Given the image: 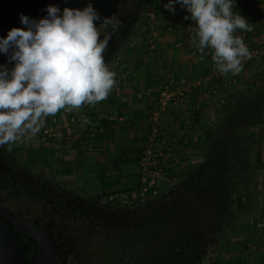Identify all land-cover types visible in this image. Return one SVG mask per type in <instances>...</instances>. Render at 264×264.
<instances>
[{
	"label": "flooded vegetation",
	"instance_id": "flooded-vegetation-1",
	"mask_svg": "<svg viewBox=\"0 0 264 264\" xmlns=\"http://www.w3.org/2000/svg\"><path fill=\"white\" fill-rule=\"evenodd\" d=\"M145 2L114 0L101 14L115 15L122 22L109 41L105 62L124 45ZM0 65L13 66L4 54H0ZM8 149V145L0 148V264H115L113 256L99 260V239L135 229L142 232V226H149L163 213L171 218L148 235L153 242L151 261L198 264L221 238L232 208L229 194L221 192L210 174L201 175L196 165L202 158L176 173L172 189L160 199L121 209L103 202L100 194L70 193L23 163L14 144ZM194 185H200L197 194L187 192ZM137 258L142 264V247Z\"/></svg>",
	"mask_w": 264,
	"mask_h": 264
},
{
	"label": "crops",
	"instance_id": "crops-1",
	"mask_svg": "<svg viewBox=\"0 0 264 264\" xmlns=\"http://www.w3.org/2000/svg\"><path fill=\"white\" fill-rule=\"evenodd\" d=\"M235 4L234 11L246 18L251 28V31L238 30L235 34H245L246 41L252 44L248 49L256 44L264 47V0H235ZM159 8L162 9V19L151 21L150 27H147L150 37L145 39L146 42L153 39L155 46L142 55H129L124 60V71L115 76L118 84L108 98L94 106L84 107L91 123L83 125L74 113L61 115L62 135L59 140L65 141L59 146H69L71 150L64 151H68L69 158L73 159V162H69L73 164L71 167H78L76 174L83 178L85 185L90 182L86 181L85 173L95 175L93 180L102 179L104 174L115 169L117 159L136 163L143 144L155 133L154 129L157 131V146L174 149L173 155L182 159L192 157L190 152L194 151V147L183 146L181 135L191 137L196 131L200 134L201 127L207 129L209 124L204 119L208 118L209 111L215 106L218 111L223 98L228 99V95L235 90L231 89V84L240 82V73L244 77L243 70L238 75H221L211 62V50L206 49L201 54L192 45L193 21L183 18L178 23L176 20L178 13L184 10L182 7L176 5L174 13H170L162 2ZM250 61L253 60L244 62L243 69ZM168 79L174 81L182 96L161 109L157 105V95ZM67 116L75 117L76 121L71 123ZM87 168L92 170L86 172ZM180 168L185 171L188 167L182 165ZM179 172L181 170L178 169L176 173ZM65 174L68 177L69 172ZM133 180L126 185L112 186L125 187L131 185ZM115 188L101 189L98 193ZM82 189L85 186L82 185ZM240 238L249 239L255 250L254 255L249 254L251 256L241 264H264V232L258 230Z\"/></svg>",
	"mask_w": 264,
	"mask_h": 264
},
{
	"label": "clouds",
	"instance_id": "clouds-1",
	"mask_svg": "<svg viewBox=\"0 0 264 264\" xmlns=\"http://www.w3.org/2000/svg\"><path fill=\"white\" fill-rule=\"evenodd\" d=\"M176 5L188 13L185 20L193 21L192 45L201 54L211 50L221 75H238L251 53L235 33L251 28L234 11L235 0H168L164 8L174 13ZM45 11L40 19L20 14L24 28L0 37V54L13 65H0V148L8 145L9 151L17 141L35 138L47 117L94 106L117 84L104 56L122 26L119 17H104L91 3L63 10L49 5ZM81 123L91 121L85 117Z\"/></svg>",
	"mask_w": 264,
	"mask_h": 264
},
{
	"label": "rangeland",
	"instance_id": "rangeland-1",
	"mask_svg": "<svg viewBox=\"0 0 264 264\" xmlns=\"http://www.w3.org/2000/svg\"><path fill=\"white\" fill-rule=\"evenodd\" d=\"M159 4L158 8L154 5V2ZM168 0H146L142 14L138 22L133 27L130 34L127 36V40L124 45L120 46L117 51H115L111 57L105 62L109 69H113L116 75H120L122 71L125 69V61L126 58L131 54H140L147 53L151 51L150 45L145 39H148V29L151 25V21H159L161 18L162 9H160V4H166ZM162 6V5H161ZM162 19V18H161ZM146 44V45H145ZM252 44L247 43V47ZM259 47V45H255V47H250V49H254ZM264 50V47H262ZM249 49V50H250ZM133 54V55H134ZM251 63L247 65L243 69L244 77L240 76V82L237 81L232 85V90L234 91H246L252 79H254L257 74L259 75L264 70V58L262 57L254 58L251 56ZM115 61L117 63H115ZM253 62V63H252ZM257 78V77H256ZM118 84V82H117ZM226 93V91H224ZM227 99V98H226ZM223 98V102L226 100ZM213 101H216L213 99ZM223 102H220L222 104ZM89 105H83L78 111L72 110L69 112H65L64 110L59 111L55 116H49L46 118L45 126L47 129V134L45 136L42 133H38V135L32 140L22 139L17 141L14 144V150L16 154L20 157V160L31 167L34 171L41 172L42 175H45L51 181H55L59 185L63 186L70 193H78L80 195H97L101 189H111L115 188L114 184L126 185L129 184L133 179L132 175L139 169V166L132 162L126 160H116L115 169L107 172L106 175L98 180H93L95 175L92 173L87 174V180L90 181L87 185L83 183V178L79 177L80 175L76 174L78 167L76 165L71 167L73 164L69 162H73L71 158H69L68 151L71 150L69 146L61 147L62 143L64 144V140L60 141L62 135V127H60L61 115L62 113H67L68 115L74 113L78 116V120H82L86 117L87 107ZM213 108L212 111H209L207 114L208 118H205V123H208V127L217 121L218 119V111ZM74 115V116H75ZM81 115V116H80ZM71 123L76 121L75 117L67 116ZM71 118H73L71 120ZM207 128V127H206ZM205 128L201 127L199 129L200 134L196 131V134H193L192 137H195L196 141H191L187 146L188 148L194 147V151L192 153V157L183 158L179 157V161L173 164V168L170 172H168V176L166 179L159 180L160 192L157 199H160L162 196L169 193L172 189V180L175 176L176 171L183 170L180 168L182 165L186 167H190L196 163L199 159L202 158V145L204 140ZM53 134V135H51ZM58 141V143H57ZM60 142V143H59ZM74 143V142H72ZM67 145V144H66ZM188 148L186 150H188ZM170 150V149H169ZM172 153L174 149L170 150ZM61 156V157H60ZM177 166H179L177 168ZM92 169L87 168L86 172H90ZM68 177H65L67 173ZM257 180L258 183L256 186L259 190V197L257 198V207L249 208L246 210L244 215L235 222V224L230 228L224 231L223 235L216 243H214L204 254L198 264H206L209 261L211 264H241L243 260L248 259L251 255H254L255 251L252 247L254 246L249 239H242L240 237H245L248 233L256 231L264 232V169L259 170L257 172ZM92 175V176H91ZM92 178H91V177ZM109 176V177H108ZM102 180L101 182L99 180ZM68 180V182H66ZM103 184V185H102ZM85 186V189H82ZM101 194V193H98ZM261 199V203L258 202V199ZM249 221H246L248 220ZM255 225V227H254ZM226 246V248L224 247ZM251 254V255H249Z\"/></svg>",
	"mask_w": 264,
	"mask_h": 264
},
{
	"label": "trees",
	"instance_id": "trees-1",
	"mask_svg": "<svg viewBox=\"0 0 264 264\" xmlns=\"http://www.w3.org/2000/svg\"><path fill=\"white\" fill-rule=\"evenodd\" d=\"M154 5L159 6L156 1ZM262 73L252 79L246 91L237 90L228 95L218 110L217 121L204 132L203 155L196 166L202 176L210 174L221 192L231 198L232 208L223 231L230 229L246 210L257 205V172L264 169V70ZM199 187L194 185L187 192L197 194ZM163 214L149 226H142V232L135 229L101 237L99 260L105 262L109 255L113 256L115 264L123 261L141 264L137 262V254L142 247V264H154L150 249L153 242L148 240V235L171 218L170 214Z\"/></svg>",
	"mask_w": 264,
	"mask_h": 264
},
{
	"label": "built area",
	"instance_id": "built-area-1",
	"mask_svg": "<svg viewBox=\"0 0 264 264\" xmlns=\"http://www.w3.org/2000/svg\"><path fill=\"white\" fill-rule=\"evenodd\" d=\"M186 14L187 12L185 9L180 11L176 17L177 22L181 23ZM241 37L247 46L248 42L245 39V34H242ZM147 42L150 47L155 46L153 39H149ZM262 47L263 46H259L250 49L251 56L258 59L264 56ZM115 63L117 62L115 61ZM110 70L114 71L112 68ZM181 96L182 92L176 89L174 81L168 79L159 88L157 105L159 108L164 109L169 104L176 102ZM72 119L73 118H71V120ZM154 132L155 133L143 144L142 150L137 158L136 163L139 169L134 175L133 183L100 194L101 200L112 208L134 209L137 206L153 202L160 192L159 180L166 179L168 172L173 168V164L179 161L178 155L175 156L169 149L157 146V131L154 129ZM40 133H42L43 136L47 134L45 124ZM181 140L184 145H188L192 140L196 141L195 137H189L186 134L181 135ZM206 264L211 263L207 261Z\"/></svg>",
	"mask_w": 264,
	"mask_h": 264
},
{
	"label": "water",
	"instance_id": "water-1",
	"mask_svg": "<svg viewBox=\"0 0 264 264\" xmlns=\"http://www.w3.org/2000/svg\"><path fill=\"white\" fill-rule=\"evenodd\" d=\"M114 0H0V37L7 35L11 28H24L19 16L24 14L32 19L46 16V7L58 6L61 10L65 7L83 9L88 3L102 14L108 10Z\"/></svg>",
	"mask_w": 264,
	"mask_h": 264
}]
</instances>
